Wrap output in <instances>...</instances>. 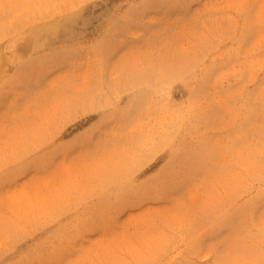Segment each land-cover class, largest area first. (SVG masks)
Listing matches in <instances>:
<instances>
[{"label":"rangeland","instance_id":"rangeland-1","mask_svg":"<svg viewBox=\"0 0 264 264\" xmlns=\"http://www.w3.org/2000/svg\"><path fill=\"white\" fill-rule=\"evenodd\" d=\"M0 264H264V0H0Z\"/></svg>","mask_w":264,"mask_h":264}]
</instances>
